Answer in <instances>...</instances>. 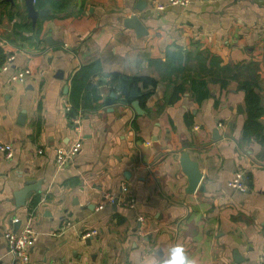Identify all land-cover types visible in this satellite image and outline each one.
I'll return each instance as SVG.
<instances>
[{
	"label": "crops",
	"instance_id": "0c3cea01",
	"mask_svg": "<svg viewBox=\"0 0 264 264\" xmlns=\"http://www.w3.org/2000/svg\"><path fill=\"white\" fill-rule=\"evenodd\" d=\"M167 2L73 0L34 28L26 0H0V146L13 148L0 150V264H13L4 235L18 222L36 235L25 264H159L174 244L195 264L264 263V142L244 141L242 88L264 106V0L158 11ZM133 15L147 35L126 27ZM96 61L159 81L142 114L116 93L91 102L86 88L74 105L73 79ZM185 154L203 175L194 192ZM238 171L243 191L229 186ZM27 184L40 190L19 207Z\"/></svg>",
	"mask_w": 264,
	"mask_h": 264
},
{
	"label": "trees",
	"instance_id": "16d2710c",
	"mask_svg": "<svg viewBox=\"0 0 264 264\" xmlns=\"http://www.w3.org/2000/svg\"><path fill=\"white\" fill-rule=\"evenodd\" d=\"M73 0H37L36 7L40 9H51L52 15L62 14L69 9ZM1 63V61H0ZM95 77L100 78V85L107 86L108 91L105 95H101L99 83H94L92 80ZM159 81L153 77L147 76H130L119 72L106 73L103 71L100 61L93 62L89 65L83 66L76 74L72 84V99L74 105L76 104V93L86 88L89 94L87 97L91 102H103L105 97H111L116 93L117 98L114 102H122L127 105H132L138 101L140 105L145 108L146 103L151 97L153 90L157 87ZM258 86L257 84H255ZM254 85V86H255ZM242 88L246 90V104H247V121L244 125V141L252 142L253 140L264 142V126L260 122V118L264 115V106L262 97L255 92L251 85H243ZM76 96V97H75ZM77 106V105H76ZM87 107L92 105L87 104ZM72 115L76 114L72 109ZM34 204H37L34 202Z\"/></svg>",
	"mask_w": 264,
	"mask_h": 264
},
{
	"label": "built area",
	"instance_id": "2783aa9c",
	"mask_svg": "<svg viewBox=\"0 0 264 264\" xmlns=\"http://www.w3.org/2000/svg\"><path fill=\"white\" fill-rule=\"evenodd\" d=\"M36 4L37 0H33ZM193 1H202V0H168L166 4L157 3L156 8L158 11H164L168 7H187ZM6 68V67H5ZM31 75V71L28 69L19 70L12 76V81L18 83H25L27 77ZM0 150L6 153V157L11 159L13 157V148L11 145H1ZM79 151L78 147L71 148H59L57 150V165L58 167H64L77 155ZM244 174L242 171H238L235 174L234 179L229 182V186L237 190H245L244 185ZM115 197H108V204L115 203ZM104 206L101 205L100 208ZM97 231H91L84 236L91 237L96 235ZM9 249V255L13 258V264H25L30 260V248L34 245L36 241V235L31 222L26 224L24 228L19 231L8 230L4 235ZM264 264V263H259Z\"/></svg>",
	"mask_w": 264,
	"mask_h": 264
},
{
	"label": "water",
	"instance_id": "95a60500",
	"mask_svg": "<svg viewBox=\"0 0 264 264\" xmlns=\"http://www.w3.org/2000/svg\"><path fill=\"white\" fill-rule=\"evenodd\" d=\"M26 4H27L28 10H29V17L32 20V24H33L34 28L37 26V23H38L40 18L47 17L51 14L50 9L38 10L36 7V4L34 3L33 0H26ZM144 4H146V1H144ZM144 4H143V6H144ZM140 5H142V1H141ZM143 6H141L140 8H143ZM125 25L128 28L135 29L139 36H144V35L148 34L147 30L145 29L140 18L137 17L136 15H133V16L127 18L125 21ZM46 40L50 42V39H46ZM66 92H68V87L66 88ZM112 96L116 97L117 95L113 94ZM133 107L138 114L143 113V109L140 106V103L138 101L133 103ZM215 133H218V131L215 130ZM219 137H220L219 135L215 136V138H219ZM182 165H183L185 173L187 174V176L190 180L189 191L194 192L198 188L200 181L203 177V175L200 171L199 165H198V163L192 161L189 154H185L182 157ZM39 190H40V188L38 185L27 184V186L25 187L24 190H22L21 192L16 194L18 197L17 198L18 206L21 207V206L25 205L27 199H31L33 197L34 193L39 191ZM114 201H115V203L113 205H114V207H116L118 202H119L118 197H116ZM18 225H19V222L16 224L15 232L18 229Z\"/></svg>",
	"mask_w": 264,
	"mask_h": 264
},
{
	"label": "clouds",
	"instance_id": "9594fccd",
	"mask_svg": "<svg viewBox=\"0 0 264 264\" xmlns=\"http://www.w3.org/2000/svg\"><path fill=\"white\" fill-rule=\"evenodd\" d=\"M159 264H195V261L186 255L182 244H174L165 257L159 260Z\"/></svg>",
	"mask_w": 264,
	"mask_h": 264
}]
</instances>
